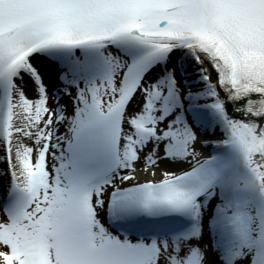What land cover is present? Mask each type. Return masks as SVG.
I'll return each instance as SVG.
<instances>
[{
  "label": "snow or ice",
  "instance_id": "obj_1",
  "mask_svg": "<svg viewBox=\"0 0 264 264\" xmlns=\"http://www.w3.org/2000/svg\"><path fill=\"white\" fill-rule=\"evenodd\" d=\"M0 264H264V0H0Z\"/></svg>",
  "mask_w": 264,
  "mask_h": 264
}]
</instances>
